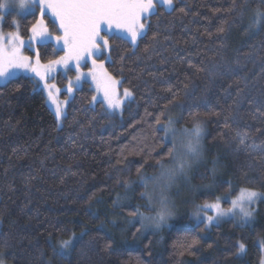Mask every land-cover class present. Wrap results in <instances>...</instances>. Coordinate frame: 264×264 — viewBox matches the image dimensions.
I'll use <instances>...</instances> for the list:
<instances>
[{
	"label": "trees",
	"instance_id": "obj_1",
	"mask_svg": "<svg viewBox=\"0 0 264 264\" xmlns=\"http://www.w3.org/2000/svg\"><path fill=\"white\" fill-rule=\"evenodd\" d=\"M258 8L264 11L259 0H175L170 11L150 15L135 48L112 35L103 72L132 93L120 115L94 103L84 83L59 127L32 78L3 82L0 261L260 264L264 200L250 225L227 220L206 227L185 216L141 235L130 215L151 212L140 177L156 175L157 161L171 158V143L155 123L161 112L162 121L171 117L178 128L193 127L189 112L204 123V158L191 179L212 189L195 203L234 196L240 188L264 193V21L253 24ZM58 79L60 85L64 78ZM64 241L69 244L60 254Z\"/></svg>",
	"mask_w": 264,
	"mask_h": 264
},
{
	"label": "snow or ice",
	"instance_id": "obj_2",
	"mask_svg": "<svg viewBox=\"0 0 264 264\" xmlns=\"http://www.w3.org/2000/svg\"><path fill=\"white\" fill-rule=\"evenodd\" d=\"M248 0H245L247 3ZM29 4H38L41 15L45 12L51 11L52 15L56 18L59 24V30L63 35L56 36L57 42L63 41L64 46L68 52L66 56L60 57L59 60L50 61L48 65H41L39 60V53L37 52V58L35 60V66H32V57L23 55L21 47L23 41L20 39L18 32H9L6 35L0 32V80L5 82L15 78L14 69H29L39 76L41 80L45 79V75L41 74V67L45 68L46 72L51 69L52 65L64 64L67 66L68 62L72 59L77 61V71H79V62L83 59L92 58L98 54L102 55L103 51L109 48V42L105 36L101 35L102 25H106L108 29L113 26L117 29H123L128 34L132 44L137 42L138 37L144 34L145 24L142 20H147L148 15L156 9V0H27ZM161 3L168 8L173 6V0H161ZM260 4H264V0H259ZM6 4H0V9L5 8ZM26 6L25 0H21L20 7ZM183 11V10H182ZM264 21V11L259 8L256 10V19L253 24L259 25ZM34 35L44 37L50 35L48 33L47 25L43 20L34 24L31 28ZM223 31V29H221ZM94 67L103 69V64L97 65L96 59H92ZM93 79L97 83L98 91L103 92L104 101L107 102L109 108H120L121 100L119 99L116 85L119 83L113 77L103 72L99 77L96 73H92ZM80 77L78 76L77 79ZM49 88V95L51 97V89L55 88V85H45ZM71 91V89H69ZM124 97H131L132 93L128 89H124ZM96 97H93L95 100ZM55 103V99L53 98ZM167 108V105H165ZM61 115V109L57 104L56 116L59 118ZM165 115L161 112L156 118L155 123L160 126V129L164 132L162 140L164 143H171V147L167 149V155L171 157V166L160 164V175L152 177L151 181L154 184H163L161 187V195L157 201L159 210L155 216L149 217L136 211L130 213V215H139L141 221H150L155 224L156 227H160L166 223L169 218L174 214V206L169 203L168 197L164 195V191L167 187L175 181L176 177L188 174V170L191 168L190 161L198 160L201 157V140L204 135V123L198 119L197 113L189 112V117L193 122L192 128H184L183 130H177L175 128L176 121L168 117L162 121L161 117ZM225 127H229L226 123ZM240 143L243 144L244 140L241 139ZM137 172L140 169L137 168ZM215 173V170H213ZM141 181L147 186L149 179L141 176ZM148 195L151 201L152 197ZM264 196V193H257L251 189L242 188L236 199L231 200L232 208L227 210L228 214H239L245 223L253 216V212L246 208L245 205H250L255 202L257 198ZM220 197H217L219 200ZM205 208H212L219 210L220 205L210 204L204 205ZM239 209V213L234 212V209ZM225 213L219 212L218 215H224ZM209 221L213 218L208 217ZM195 242V241H194ZM69 242L64 241L61 244V253L63 249L68 246ZM239 250L243 252L245 245L241 243ZM3 264V261H0Z\"/></svg>",
	"mask_w": 264,
	"mask_h": 264
},
{
	"label": "rangeland",
	"instance_id": "obj_3",
	"mask_svg": "<svg viewBox=\"0 0 264 264\" xmlns=\"http://www.w3.org/2000/svg\"><path fill=\"white\" fill-rule=\"evenodd\" d=\"M173 0V5H174ZM26 6L24 8L20 7L21 0H1V4H6L7 6L3 9H0V32L4 33L5 35L9 32H18L20 39L23 41V45L21 47V52L23 55L32 57L31 64L32 66H35V60L37 58V52L39 53V60L40 64L48 65L50 61L59 60L60 57L67 55V48L64 46L63 41L57 42L56 36L60 35L62 36V31L59 30V24L56 18L52 15L51 11L45 12V14L42 16L39 5L38 4H29L27 3V0H25ZM173 7V6H172ZM171 8H168L166 5L161 3V0H156V9L151 14L148 15V18L150 15L155 13L159 8H162L165 11H170ZM148 18L147 20H142V22L145 24V30L148 26ZM21 20V21H20ZM43 20L44 24L47 25L48 33L50 35H46L44 37H41L39 35H34L31 31V28L34 24L37 22ZM102 31L101 35L105 36L106 39L109 42V38L112 35H116L119 37H122L128 41V43L135 48L138 40L140 37H138L137 42L135 44H132L128 34L123 29H117L115 26H113L111 29H108L106 25L101 26ZM54 54V56H52ZM108 55H109V48L105 49L103 51V54H98L95 57L92 58H85L79 62V71H77V61L75 59H72L68 62L67 66L62 64H54L52 65L51 69L46 72L45 68L41 67L40 71L42 75H45V79L41 80L39 76H36L35 73H33L30 68L29 69H14L15 71V77L18 76H28L33 79V81L36 84V88L40 90L45 98L47 105L51 109V111L54 113L55 118L57 120V124L59 127L63 125L64 118L67 113V107L70 99L72 98L74 92L76 89L81 88L84 83H89L93 93L94 97H96L95 100H93L94 103L100 102L104 109L109 114H118L120 115L122 108L124 104H126L129 100L132 99L131 97H124L123 92L125 88L121 87V81L114 78L119 83L116 85L117 93L119 96V99L121 100V107L120 108H109L107 105V102L104 101L103 98V92L98 91L97 89V83L93 79L92 73H96L99 77L106 65V62L108 61ZM92 59H96L97 65L103 64V69L97 67H94L92 64ZM61 76V78H64L62 83L59 85V79L58 77ZM80 77L77 79V77ZM3 80H0V85L3 84ZM55 85V88L51 89V97L49 95V88H46L45 85ZM71 89V91H69ZM131 92V91H130ZM66 93V96H64ZM53 98L55 99V103L53 102ZM57 104L59 105L61 109V115L59 118L56 116V107ZM175 120V119H174ZM175 128L177 130H183L185 127L178 128L175 123ZM192 128V127H191ZM205 128H204V135L203 139L201 140V157L198 160H192L191 168L188 170V174L185 177L184 175H180L176 177L175 181L171 184L170 187H167L164 191V195L168 197V201L170 204L174 206V214L171 218L167 220L166 223L162 224L160 227H156L155 224H152L150 221H141L139 215H136L133 220L138 222L140 224V234H145L147 232H158L162 228L166 226H170L171 220L183 218L187 216L189 219L196 223H203L206 227H210L212 225H218L224 221L231 220L237 224L240 225H250L253 223L255 219V213L257 210V205L261 200H264V196L257 198L254 203L250 205H245L246 208H249L253 212L252 218L249 220V222L245 223V221L242 219L241 215L236 214H228L227 210L232 208L231 200L236 199L238 192L231 196L229 193L226 194H218L214 201L211 202H205V203H195L194 197L199 195L200 193L211 190L212 186L209 185H193L191 175L196 170L197 165L198 167L201 165V161H203L204 158V137H205ZM170 143V142H169ZM161 164H164L166 166H171L172 160L171 158L163 162ZM161 168L159 166L158 172L156 175L151 176L149 179V182L147 186L142 181L143 185V197L148 202V206L151 209V212H145L139 210L140 213H143L145 216H155L157 211L159 210V205L157 201L160 198L161 195V187H163V184H154L151 181L152 177H157L160 175ZM194 175V173H193ZM203 177V176H200ZM200 177L195 175L193 179L200 180ZM253 190V189H251ZM256 191V190H254ZM257 193H260L259 191H256ZM145 193H148L151 195L152 199L149 200L148 195H144ZM217 197H220L219 200H217ZM219 204L220 208L212 209V208H205L204 205H210V204ZM219 212L225 213L224 215H218ZM236 213H239V209L233 210ZM208 217H212L213 219L209 221ZM260 245L261 250V262L260 264H264V245L262 243Z\"/></svg>",
	"mask_w": 264,
	"mask_h": 264
}]
</instances>
